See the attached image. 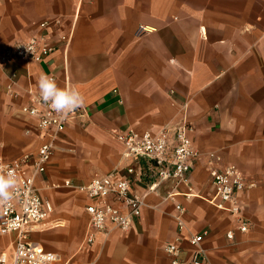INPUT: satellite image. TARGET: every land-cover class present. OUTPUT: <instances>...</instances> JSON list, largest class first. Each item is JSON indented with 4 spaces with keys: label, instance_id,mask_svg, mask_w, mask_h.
Returning a JSON list of instances; mask_svg holds the SVG:
<instances>
[{
    "label": "crops",
    "instance_id": "crops-1",
    "mask_svg": "<svg viewBox=\"0 0 264 264\" xmlns=\"http://www.w3.org/2000/svg\"><path fill=\"white\" fill-rule=\"evenodd\" d=\"M42 20L60 22L49 30L53 39L71 26L72 42L65 56L56 43L41 62L0 65V155H33L41 144L36 120L20 107L27 102L23 89L38 88L43 72L61 87L78 88L88 112L57 135L35 180L53 210L31 228L29 240L59 255L52 264H170L167 242L182 237L187 259L188 233L206 231L201 247L209 264H264V0H0V52L36 33ZM12 72L23 96L7 89ZM182 118L193 126L198 152L186 181L161 180L151 190L133 181L144 202L133 225L125 231L109 225L87 243L90 200L64 181L123 175L130 159L118 133H154ZM226 164L246 181L238 194L248 222L243 232L235 216L208 202L209 170ZM177 203L184 207L182 231ZM13 241L14 234H0V246Z\"/></svg>",
    "mask_w": 264,
    "mask_h": 264
},
{
    "label": "built area",
    "instance_id": "built-area-1",
    "mask_svg": "<svg viewBox=\"0 0 264 264\" xmlns=\"http://www.w3.org/2000/svg\"><path fill=\"white\" fill-rule=\"evenodd\" d=\"M59 25L58 20L39 22L36 33L25 40L14 41L1 50L0 65L15 61L41 62L56 49L57 44L62 45L64 56L67 55L72 42L73 29L70 26L67 30L57 33L53 39L49 30ZM42 75L51 76L56 80L50 72H43ZM16 77L15 72L10 74L7 89L14 97H20L23 94L13 88L17 82ZM23 91L27 96V102L20 107V110L25 116L36 120L37 127L43 134V140L33 155L22 153L12 159H4L0 155V170L5 173L10 169L14 170L18 189V194L12 200L10 207L0 210V234H14L10 257L7 259L6 255L2 254L0 264H52L59 260V255L28 238L31 228L40 224L53 210L51 202L39 194L35 180L45 171L57 135L71 118L87 113L88 108L83 106L67 118L60 119L40 101L39 88H35L30 83ZM113 93H116L115 89ZM192 129L191 122L182 118L174 127L164 126L154 133L148 131L138 133L132 129L118 133L117 139L123 147V156L130 159V164L126 166L123 175L111 172L94 176L84 184H74L69 179L64 181L65 186L74 187L85 193L90 200L85 205V211L89 216L85 234L87 243H91L97 233L107 234L109 225L123 231L133 225L144 204L131 189L133 181L148 183L150 190L161 180L171 178L177 182L186 181L198 155L190 138ZM209 175L214 193L208 202L235 216L238 222L237 228L242 232L246 231L248 222L241 215L238 199L239 192L246 186L244 175L234 164L213 166L209 170ZM175 209L174 218L178 230L182 231L185 228L182 218L184 207L177 203ZM206 234V231L188 233L187 241L191 250L187 259L182 257V237L167 242L164 250L170 259V264H209L208 256L201 247V241ZM226 236L233 238V231H227Z\"/></svg>",
    "mask_w": 264,
    "mask_h": 264
},
{
    "label": "clouds",
    "instance_id": "clouds-1",
    "mask_svg": "<svg viewBox=\"0 0 264 264\" xmlns=\"http://www.w3.org/2000/svg\"><path fill=\"white\" fill-rule=\"evenodd\" d=\"M38 88L40 101L60 119L67 118L85 104V98L78 88L61 87L51 76L42 75L38 81ZM17 194V178L14 170L10 169L6 173L0 170V210L10 207Z\"/></svg>",
    "mask_w": 264,
    "mask_h": 264
},
{
    "label": "rangeland",
    "instance_id": "rangeland-1",
    "mask_svg": "<svg viewBox=\"0 0 264 264\" xmlns=\"http://www.w3.org/2000/svg\"><path fill=\"white\" fill-rule=\"evenodd\" d=\"M113 140L116 141V138L114 137ZM2 254H5L6 258L8 259L10 257V254H11V246H7V245L5 247L0 246V256Z\"/></svg>",
    "mask_w": 264,
    "mask_h": 264
}]
</instances>
